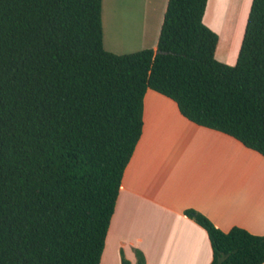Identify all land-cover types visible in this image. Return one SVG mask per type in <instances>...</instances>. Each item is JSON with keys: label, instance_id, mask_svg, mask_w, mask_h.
I'll return each mask as SVG.
<instances>
[{"label": "trees", "instance_id": "16d2710c", "mask_svg": "<svg viewBox=\"0 0 264 264\" xmlns=\"http://www.w3.org/2000/svg\"><path fill=\"white\" fill-rule=\"evenodd\" d=\"M206 5L168 0L156 50L115 55L102 0H0V264H100L148 90L264 158V0L232 66L215 59ZM184 215L206 232L210 264H264V235Z\"/></svg>", "mask_w": 264, "mask_h": 264}, {"label": "crops", "instance_id": "0c3cea01", "mask_svg": "<svg viewBox=\"0 0 264 264\" xmlns=\"http://www.w3.org/2000/svg\"><path fill=\"white\" fill-rule=\"evenodd\" d=\"M234 1L207 0L203 23L217 33ZM167 3L116 0L105 17L102 0L104 50H156ZM215 6L219 26L206 22ZM121 22L133 40L118 43L111 33L106 42V28ZM187 209L222 232L239 227L264 235V158L229 136L189 122L172 100L148 90L141 137L123 173L100 264H121V251L135 264L136 249L145 264H210L208 236L184 215Z\"/></svg>", "mask_w": 264, "mask_h": 264}, {"label": "rangeland", "instance_id": "374dc122", "mask_svg": "<svg viewBox=\"0 0 264 264\" xmlns=\"http://www.w3.org/2000/svg\"><path fill=\"white\" fill-rule=\"evenodd\" d=\"M252 0H236L234 4L231 5L230 11L227 12L224 23L221 28L216 32L218 37V43L215 49V59L227 65H234L238 56V52L241 46L242 36L244 34L250 5ZM116 0H104V16L111 14V11L115 7ZM206 12V9H205ZM205 16V14H204ZM206 22L214 26L220 25V18H218L217 6L211 7L208 11V17ZM205 24V22H204ZM131 30L128 26H125L121 22L120 25H115L113 29L106 28L105 38L106 42L111 39V33L114 38H118V43L120 40L123 41L122 44L129 43L133 39L131 38ZM116 42V40H115ZM106 51V50H105ZM122 51L124 54H130L132 49H124ZM130 51V52H128ZM111 53V52H110ZM115 55H123L116 54Z\"/></svg>", "mask_w": 264, "mask_h": 264}]
</instances>
